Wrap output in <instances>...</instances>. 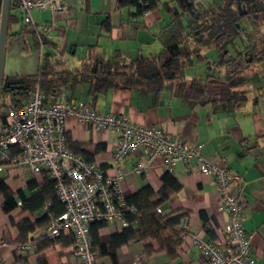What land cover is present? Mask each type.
Segmentation results:
<instances>
[{
  "label": "crops",
  "instance_id": "crops-1",
  "mask_svg": "<svg viewBox=\"0 0 264 264\" xmlns=\"http://www.w3.org/2000/svg\"><path fill=\"white\" fill-rule=\"evenodd\" d=\"M222 1L196 0L207 8L219 6ZM57 4L60 7L57 11L33 10L34 26L24 23L16 3L10 4L4 78L35 76L48 64L56 72L80 70L85 62L113 61L117 54L129 60L152 57L170 45L177 44L181 48L183 40L189 43L185 51L194 45L189 27L186 31L180 20L181 16L189 15L183 12L178 0H161L158 8L144 14L137 13L135 6L120 7L118 0H66ZM164 7L173 21H178L173 32L167 30L173 24L165 18ZM1 8L2 1L0 17ZM210 53L204 54L206 61H195L192 73L186 70L183 81L173 86L167 84L159 93L117 88L93 95L89 84L83 83L74 90L62 88L52 101L61 98L83 100L97 111L126 114L135 123L160 127L184 142L201 146L206 159L226 166L232 175L238 176L231 184V191L246 198L243 225L250 235L252 255L257 264H264V61L251 65L253 71L247 68L241 74L246 79L231 83L227 81L226 67L217 65L222 54L216 59ZM194 80L205 85L206 92L199 99L189 95ZM233 91L245 94L247 99L228 105L226 98ZM65 125L70 142L85 144L91 150L103 145L94 154L93 161L106 174L114 175L112 151L118 134L90 127L73 116L66 119ZM145 161L143 150L138 149L119 163L123 170L119 188L123 195L146 186L158 192L162 187L161 178L167 172L178 180L179 191L159 207L162 215L172 211L184 214L182 228L186 234L178 255L175 258L164 252L148 255L143 241L132 240L117 249L116 261L109 255H101L98 263L133 264L142 258L151 264H203L190 235L221 246L228 242L223 229L227 214L219 210L213 178L200 172L196 159L189 165L179 164L172 171H167L162 160L156 159L148 164L147 175L136 173L134 166ZM0 177L16 193L15 199L22 194L29 198L37 192L39 186L30 189V181L40 185L45 180L43 173L33 174L25 166L7 167ZM4 201L5 197L0 195V264H39L40 257H44L47 264H81L72 252V244L64 243L70 234L62 235L53 245L44 248L48 238L44 235L45 226H40L29 233L26 242H19L17 223L26 217L33 222L46 214V209L43 207L31 214L22 212V205L17 204L14 210L6 213L2 207ZM123 228L118 222L105 223L99 228V234L106 237ZM26 244L30 246L28 249L22 247Z\"/></svg>",
  "mask_w": 264,
  "mask_h": 264
},
{
  "label": "built area",
  "instance_id": "built-area-1",
  "mask_svg": "<svg viewBox=\"0 0 264 264\" xmlns=\"http://www.w3.org/2000/svg\"><path fill=\"white\" fill-rule=\"evenodd\" d=\"M65 1L15 0L22 11L24 23L31 26H34L33 10L57 11L60 10L57 2ZM184 2L190 4L195 0ZM48 29L45 27V30ZM44 99L45 95L37 82L22 106H9L1 114L0 173L7 167L25 166L33 174L47 172L54 180L64 211L58 215L50 214L44 228L46 238L57 240L64 234H70L72 252L80 263L99 264L90 234L91 224L102 221L129 226L125 214L128 211L136 212V209L127 205L119 188L123 176L119 163L132 152L142 149L146 161L134 166L136 173L147 175L148 164L156 159L162 160L167 171H172L179 164L189 165L196 159L200 172L213 178L219 210L227 214L223 229L228 242L221 246L198 235H190L201 254L202 263L257 264L252 255L250 235L243 225L246 198L231 191V184L238 176L232 175L226 166L206 159L201 153V146L184 142L160 127L135 123L126 114L97 111L83 100L61 98L45 103ZM70 116L90 127L109 129L118 134L112 151L114 175L106 174L96 162L89 161L69 147L65 122ZM16 199L18 206H21L22 200L18 196ZM156 211L161 213V208L158 207ZM22 247L28 249L30 246L26 244ZM133 264L151 263L138 258Z\"/></svg>",
  "mask_w": 264,
  "mask_h": 264
},
{
  "label": "trees",
  "instance_id": "trees-1",
  "mask_svg": "<svg viewBox=\"0 0 264 264\" xmlns=\"http://www.w3.org/2000/svg\"><path fill=\"white\" fill-rule=\"evenodd\" d=\"M160 1L118 0V4L120 7L135 6L137 13L144 14L158 8ZM178 1L191 18L188 26L189 36L194 44L191 50L183 51L176 44L165 47L158 55L152 57L129 60L122 54H117L113 61L85 62L80 70L56 72L48 64L35 76L3 77L0 117L7 107L22 106L37 82L45 95V103L52 102L62 88L74 90L83 83L89 84V91L93 95L117 88L159 93L167 84L173 86L183 81L186 68L193 66L195 61H206L203 51L208 47H214L222 54L217 65L226 67L227 81L231 83L246 79L241 74L249 66L264 61V0H223L221 5L211 8L196 0L190 4H185L184 0ZM238 1L245 5L247 11L245 14L240 13ZM14 3L16 2L11 0V6ZM238 38L247 39L244 49L238 50V56L226 59L227 47L235 46V40ZM245 53H248V56ZM194 82L189 95L193 99H199L206 92L205 85ZM246 99L245 94L233 91L226 101L228 105L233 106ZM67 142L75 153L84 155L89 161H93L94 154L103 148V145H97L91 150L85 144L70 142L68 138ZM41 173L45 179L42 184L38 185L35 181L28 184L32 190L39 186L37 192L29 198L21 195V210L33 214L45 207L46 214L33 222L26 217L17 223L20 231L19 242H26L30 232L37 227L45 226L50 220V214L58 215L64 211V205L56 193L54 180L47 172ZM161 180L162 187L158 192L146 186L135 193L124 195L127 205L134 206L136 212H126L125 217L129 226L124 227L122 231L104 237L99 234V228L104 226L105 222L96 221L91 224L90 234L98 257L109 255L116 261L117 249L132 240L143 241L145 253L148 255L154 252H164L170 258L178 255L186 234L182 228L184 214L172 211L162 215L156 209L174 198L180 189V183L169 172L165 173ZM0 195L5 197L2 207L6 213L17 207L16 193L1 177ZM12 221L14 222L13 219ZM71 238V235H68V241L64 243L72 244ZM45 241L47 244L44 248L56 242L50 239ZM39 264H47L44 257L39 258Z\"/></svg>",
  "mask_w": 264,
  "mask_h": 264
},
{
  "label": "rangeland",
  "instance_id": "rangeland-1",
  "mask_svg": "<svg viewBox=\"0 0 264 264\" xmlns=\"http://www.w3.org/2000/svg\"><path fill=\"white\" fill-rule=\"evenodd\" d=\"M176 5H178L177 4V2L175 3ZM163 13H164V15H165V18H168V20H169V23H171V24H173L172 26H170V28H168L167 30L169 31V32H173L174 30H175V28L178 26V21L177 20H175V21H173V17L170 15V13L166 10V8L164 7V10H163ZM180 20H181V22L183 23V25L186 27V31H188V25H189V23H190V21H191V18H190V16H187V15H183V16H181L180 17ZM175 23V24H174ZM170 24V25H171ZM166 30V31H167ZM245 37V36H244ZM191 43V42H190ZM246 43H247V39H245V38H238L237 40H235V46H232V45H229L228 47H227V49H226V52H227V56H226V58H230V57H235V56H238V54H239V51H242L244 48V46L246 45ZM180 45H182L181 46V48L183 49V51H185V50H188V45H189V43L187 42V40L186 41H182V44H180ZM239 50V51H238ZM204 54H207V53H209V52H211L210 54H211V57H216V59L219 57V51L216 49V48H214V47H211V48H205L204 49ZM213 53V54H212ZM209 54V55H210ZM246 54V56H248V53H245ZM199 63H202V62H199ZM198 63V64H199ZM200 65V64H199ZM193 66H189V67H187L186 68V70H187V73H192L193 71H194V69H191ZM250 67V70H252L253 71V68H252V66H249ZM248 67V68H249ZM194 68V67H193ZM186 70H185V74H186ZM191 70V71H190ZM220 71V70H219ZM190 75H192V74H190ZM194 75V74H193ZM247 93H249V92H247Z\"/></svg>",
  "mask_w": 264,
  "mask_h": 264
},
{
  "label": "water",
  "instance_id": "water-1",
  "mask_svg": "<svg viewBox=\"0 0 264 264\" xmlns=\"http://www.w3.org/2000/svg\"><path fill=\"white\" fill-rule=\"evenodd\" d=\"M10 4H11V0H2L1 17H0V95L2 89V79H3L2 71H3L4 53H5V44H6L7 31H8ZM239 8H243L241 14L246 13V9L244 5L242 7L240 2H239Z\"/></svg>",
  "mask_w": 264,
  "mask_h": 264
},
{
  "label": "flooded vegetation",
  "instance_id": "flooded-vegetation-1",
  "mask_svg": "<svg viewBox=\"0 0 264 264\" xmlns=\"http://www.w3.org/2000/svg\"><path fill=\"white\" fill-rule=\"evenodd\" d=\"M239 2H240V4H241V6L243 7L244 4H242L241 1H238V8H239ZM244 7H245V5H244ZM239 9H240V13H241V11H242L243 8H239ZM246 12H247V11H246Z\"/></svg>",
  "mask_w": 264,
  "mask_h": 264
}]
</instances>
